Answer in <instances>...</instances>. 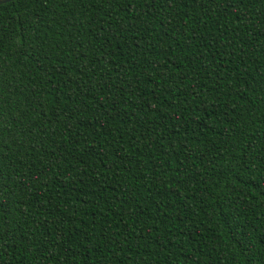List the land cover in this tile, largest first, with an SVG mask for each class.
<instances>
[{
	"label": "trees",
	"instance_id": "16d2710c",
	"mask_svg": "<svg viewBox=\"0 0 264 264\" xmlns=\"http://www.w3.org/2000/svg\"><path fill=\"white\" fill-rule=\"evenodd\" d=\"M0 264H264V0L0 5Z\"/></svg>",
	"mask_w": 264,
	"mask_h": 264
},
{
	"label": "water",
	"instance_id": "95a60500",
	"mask_svg": "<svg viewBox=\"0 0 264 264\" xmlns=\"http://www.w3.org/2000/svg\"><path fill=\"white\" fill-rule=\"evenodd\" d=\"M13 1H17V0H0V5L13 2Z\"/></svg>",
	"mask_w": 264,
	"mask_h": 264
}]
</instances>
